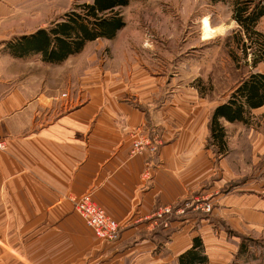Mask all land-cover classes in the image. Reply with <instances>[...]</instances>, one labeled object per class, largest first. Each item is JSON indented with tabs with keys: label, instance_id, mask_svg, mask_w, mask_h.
<instances>
[{
	"label": "crops",
	"instance_id": "0c3cea01",
	"mask_svg": "<svg viewBox=\"0 0 264 264\" xmlns=\"http://www.w3.org/2000/svg\"><path fill=\"white\" fill-rule=\"evenodd\" d=\"M35 1L0 0V264H182L197 237L205 264H234L240 237L264 234V184L221 194L229 169L208 146L210 119L180 98L157 114L140 109L128 97L139 96L135 76L88 68L79 89L67 83L75 93L57 96L45 68L67 65L74 74V56L51 65L10 49L52 23ZM154 126L164 129L159 152H134ZM201 194L212 214L153 219L160 207ZM86 196L121 225L119 242L104 243L86 224L75 204Z\"/></svg>",
	"mask_w": 264,
	"mask_h": 264
},
{
	"label": "rangeland",
	"instance_id": "374dc122",
	"mask_svg": "<svg viewBox=\"0 0 264 264\" xmlns=\"http://www.w3.org/2000/svg\"><path fill=\"white\" fill-rule=\"evenodd\" d=\"M33 1L28 0V3ZM35 2L36 12L41 13L43 22L55 23L93 0ZM122 15L126 27L114 40L91 42L71 59L74 74L67 65L52 70L44 65L49 71L44 76L56 89L57 96L74 92L67 83L77 85L86 69L96 68L103 75L110 74L108 78L119 79L116 73H121L125 79L137 77L139 96L132 93L128 97L139 99L140 109L157 114L165 104H174L180 98L182 104L192 103L193 111L201 110L205 123L249 70L248 67L237 70L228 55V38L236 29L228 4H212L208 0H135L122 9ZM258 29L264 33V18ZM256 71L264 72V65ZM145 98L146 101L141 102ZM263 113L264 108L254 111L250 126L227 125L229 151L224 165L229 169V181L221 187V194L227 195L248 182L251 190H257L259 183L264 184V131L259 125ZM158 128L154 126L153 134L161 145L164 129ZM202 132L206 133L204 129ZM158 152L159 148L154 155ZM222 166L219 171L225 168ZM217 178L222 179L220 175ZM219 225L225 227L222 223ZM240 239L244 252L236 256L234 264H264V234L253 232L250 237Z\"/></svg>",
	"mask_w": 264,
	"mask_h": 264
},
{
	"label": "trees",
	"instance_id": "16d2710c",
	"mask_svg": "<svg viewBox=\"0 0 264 264\" xmlns=\"http://www.w3.org/2000/svg\"><path fill=\"white\" fill-rule=\"evenodd\" d=\"M135 0H93L66 14L61 21L23 36L11 43L15 57L40 55L42 62L60 65L69 57L82 53L85 47L98 40H114L126 27L122 9ZM212 4H228L236 29L229 36L228 55L237 70L248 67L247 73L233 87L226 101L212 111L209 121L208 146L219 156L229 151L225 123L252 124L253 112L264 108V33L258 26L264 18V0H208ZM259 125L264 131V113ZM244 238V237H243ZM243 244L240 253H243ZM182 264H205L203 240L197 237L193 247L181 257Z\"/></svg>",
	"mask_w": 264,
	"mask_h": 264
},
{
	"label": "built area",
	"instance_id": "2783aa9c",
	"mask_svg": "<svg viewBox=\"0 0 264 264\" xmlns=\"http://www.w3.org/2000/svg\"><path fill=\"white\" fill-rule=\"evenodd\" d=\"M67 95L64 94L63 97ZM160 146V141L154 134L141 135L134 144V152L149 151L154 155ZM7 142L0 139V150H6ZM147 175V174H146ZM76 210L83 216L86 224L104 243L115 244L120 241L122 227L110 218L105 211L86 196L75 202ZM213 211V205L208 197L202 195L191 196L175 205L160 207L153 215V219L162 220L167 216L186 217L189 215H208Z\"/></svg>",
	"mask_w": 264,
	"mask_h": 264
}]
</instances>
